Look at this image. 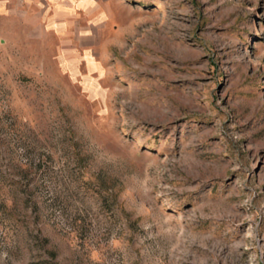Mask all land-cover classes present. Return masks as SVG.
Here are the masks:
<instances>
[{"label":"rangeland","instance_id":"374dc122","mask_svg":"<svg viewBox=\"0 0 264 264\" xmlns=\"http://www.w3.org/2000/svg\"><path fill=\"white\" fill-rule=\"evenodd\" d=\"M0 264H264V0H0Z\"/></svg>","mask_w":264,"mask_h":264}]
</instances>
